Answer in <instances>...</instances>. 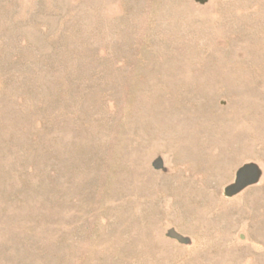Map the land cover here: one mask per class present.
<instances>
[{"label": "rangeland", "instance_id": "1", "mask_svg": "<svg viewBox=\"0 0 264 264\" xmlns=\"http://www.w3.org/2000/svg\"><path fill=\"white\" fill-rule=\"evenodd\" d=\"M0 264H264V0H0Z\"/></svg>", "mask_w": 264, "mask_h": 264}]
</instances>
